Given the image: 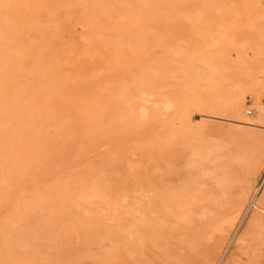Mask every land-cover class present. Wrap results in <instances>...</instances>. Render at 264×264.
Listing matches in <instances>:
<instances>
[{
	"label": "rangeland",
	"instance_id": "374dc122",
	"mask_svg": "<svg viewBox=\"0 0 264 264\" xmlns=\"http://www.w3.org/2000/svg\"><path fill=\"white\" fill-rule=\"evenodd\" d=\"M263 52L264 0H0V264H264Z\"/></svg>",
	"mask_w": 264,
	"mask_h": 264
},
{
	"label": "bare ground",
	"instance_id": "6f19581e",
	"mask_svg": "<svg viewBox=\"0 0 264 264\" xmlns=\"http://www.w3.org/2000/svg\"><path fill=\"white\" fill-rule=\"evenodd\" d=\"M24 5H25V3H23ZM26 20H28L29 21V19H27V18H25ZM24 19V20H25ZM15 22H17V21H15ZM19 22V21H18ZM17 22V23H18ZM24 24V23H23ZM25 24H26V21H25ZM28 24V23H27ZM30 24V23H29ZM65 28V27H64ZM261 43H263V42H261ZM258 44H260V42L258 43ZM261 45V44H260ZM263 45V44H262ZM258 47V46H257ZM248 49H251V47H249ZM262 49V48H261ZM256 50V49H255ZM38 52V51H37ZM250 52H252V53H254L253 52V50H250ZM257 52H260V51H256V53ZM261 53V52H260ZM259 54V53H258ZM262 54H264V52L262 53ZM262 54H260V55H262ZM261 57V56H260ZM262 59H263V57H261ZM262 67V66H261ZM213 70V69H212ZM262 74L264 75V70L262 71ZM251 78V77H250ZM250 78H249V80H250ZM256 79V78H255ZM247 80V79H246ZM251 80H252V78H251ZM246 83H247V81H245ZM245 83V84H246ZM248 87H250L251 89H261V90H264V81L263 80H261L260 78L259 79H256V81H252V82H250L249 81V83H248ZM234 91H235V89H234ZM263 92V91H262ZM230 93H232V92H230ZM259 93H261L260 91H259ZM264 93V92H263ZM262 93V94H263ZM230 95V94H229ZM231 96V99H232V95H230ZM234 97H233V99L232 100H230V98H229V100H230V106L228 105V107H229V110H230V113H229V115L230 116H232L233 118H231V119H233L232 121H234V122H236V124L237 123H239V124H241V125H244L245 127H247V128H260V127H264V104H261L260 102H259V100L257 101V102H255L253 105H252V107L255 109V112H256V116L254 117V118H252L251 117V115H250V117L251 118H247V119H244L243 118V116H244V114L242 115V105H243V99H245L244 97V90H242L241 88L240 89H238L237 90V93L235 94V95H233ZM7 100V99H6ZM3 101V100H2ZM4 102H6V101H4ZM4 102H2V104L4 103ZM47 102H49L48 100H47ZM8 103H10V102H8ZM8 103L6 104V105H8ZM44 103V102H43ZM35 104H37V103H34V106H35ZM46 104V103H45ZM45 104H44V106H45ZM227 104H229V103H227ZM38 105H40V104H37V106ZM48 105H49V103H48ZM33 106V107H34ZM37 106H35V107H37ZM29 107V110L31 111V108H30V106H28ZM32 107V106H31ZM40 107V106H39ZM4 108V107H3ZM2 108V109H3ZM67 108V106L64 108V112H65V109ZM2 109H1V111H2ZM27 109V108H26ZM33 109H35V108H32V110ZM48 109V108H47ZM244 109V108H243ZM23 110V109H22ZM228 110V111H229ZM1 111H0V113H1ZM3 112V111H2ZM25 112H28L29 113V111L27 110V111H24V114L26 115L27 113H25ZM33 112V111H32ZM36 112V111H35ZM35 112H34V114H35ZM37 113V112H36ZM2 114V113H1ZM1 114H0V116H1ZM40 114V113H39ZM66 114L68 115V112H66ZM57 115H59V114H57ZM66 115V116H67ZM26 116H28V114L26 115ZM32 115L30 114L29 115V119H30V117H31ZM36 116H38V115H36ZM60 116H62V114L60 115ZM93 116V115H92ZM253 116V115H252ZM40 116H38L37 118H39ZM204 117V116H203ZM28 118V117H27ZM32 118H33V116H32ZM34 118H36V117H34ZM64 117H62V119H63ZM90 118H93V117H90ZM2 119V118H1ZM0 119V120H1ZM58 119V118H57ZM95 120H96V118H94ZM93 119V120H94ZM3 120H4V118H3ZM33 120V119H32ZM31 120V121H32ZM56 120V119H55ZM64 120V119H63ZM94 120V121H95ZM6 121V120H5ZM99 120H96V122H98ZM1 122V121H0ZM3 122V121H2ZM35 122V121H34ZM59 123L61 122L60 120L58 121ZM63 122V121H62ZM65 122V121H64ZM28 123V122H27ZM33 123V122H32ZM37 123H38V121H37ZM37 123H35V124H37ZM58 123V124H59ZM101 123V122H100ZM100 123L98 122L97 124L98 125H100ZM2 124V123H1ZM9 124V123H8ZM8 124H6V125H8ZM29 124V123H28ZM66 124V123H65ZM65 124H64V126H65ZM2 125H5V124H2ZM30 125V124H29ZM32 125V124H31ZM93 125H95V124H93ZM92 125V126H93ZM98 125H96V126H98ZM10 126V125H9ZM8 126V127H9ZM38 126V125H37ZM101 126V125H100ZM6 127V126H5ZM13 127V126H12ZM59 127H62L61 125L59 126ZM99 127V126H98ZM97 127V128H98ZM64 128V127H63ZM96 128V127H95ZM101 128V127H100ZM99 128V129H100ZM2 129H4L3 127H2ZM6 129H8L7 127H6ZM94 129V128H93ZM98 129V130H99ZM9 130V129H8ZM21 130V129H20ZM7 131V130H6ZM11 131V130H10ZM16 131V130H15ZM14 131V132H15ZM22 131V130H21ZM244 132V131H243ZM248 132V131H247ZM245 133H246V131H245ZM5 134V133H4ZM7 134H8V131H7ZM6 134V135H7ZM10 134V133H9ZM9 134L7 135V137L9 136ZM15 134V133H14ZM6 135L4 136V137H6ZM19 134H17V136H18ZM24 135V134H23ZM246 135H248V134H246ZM20 136V135H19ZM1 138V139H5V138ZM13 138V137H12ZM15 138V137H14ZM18 138V137H17ZM17 138H15V139H17ZM22 138V137H21ZM19 139V138H18ZM9 141H11V136H10V140ZM9 141H8V143H9ZM13 141V140H12ZM35 141V140H34ZM6 142H7V139H6ZM30 143V142H29ZM34 143V142H33ZM37 143V142H36ZM24 144V143H23ZM38 144V143H37ZM37 144H35V146L34 147H36L37 146ZM40 144V143H39ZM38 144V145H39ZM29 145H32V142H31V144H29ZM26 146V145H25ZM33 147V148H34ZM40 147H41V145H40ZM25 148V147H24ZM36 150H40V148H37ZM255 154V153H254ZM258 156V155H257ZM253 157H255V156H253ZM259 157V156H258ZM264 159V158H263ZM260 161H259V159H254V158H250L249 160H247V162H246V164H245V166H244V170H243V172H240L239 174H238V177L236 178V179H234V181H233V188H234V194H233V196L236 198V200L238 201V206H237V210L235 211L236 212V220L239 218V216L241 215V213L243 212V210H244V208H245V205H246V202H249V200H250V198H251V195H252V192L253 191H255V189H256V184H257V180H258V176L260 175V173H261V171H262V166H261V164L262 163H259ZM228 176V175H227ZM226 176V179H228V177ZM222 178H224V177H222ZM218 179H221V178H218ZM231 180L233 179V178H230ZM229 179V180H230ZM228 180V181H229ZM225 182V181H224ZM232 182V181H231ZM229 183V184H232V183ZM218 183H222L223 184V182H218ZM216 185H217V183H216ZM219 185V184H218ZM217 185V186H218ZM219 186H221V185H219ZM218 186V187H219ZM223 186V185H222ZM225 187V186H224ZM227 187H225L224 189H226ZM218 189H220V188H218ZM222 190V189H221ZM263 199H264V197H263ZM262 199V200H263ZM260 201V204L258 205V204H256V202L258 201V200H256V202H254V204L255 205H257V206H259V207H264V202L263 201ZM72 202H73V199H72ZM248 205V204H247ZM256 206V207H257ZM263 216V215H262ZM264 217V216H263ZM250 222V221H249ZM255 222V221H254ZM248 224H250V223H248ZM260 224V223H259ZM252 226H254V224L252 225ZM262 229V228H261ZM221 257V256H220Z\"/></svg>",
	"mask_w": 264,
	"mask_h": 264
},
{
	"label": "built area",
	"instance_id": "2783aa9c",
	"mask_svg": "<svg viewBox=\"0 0 264 264\" xmlns=\"http://www.w3.org/2000/svg\"><path fill=\"white\" fill-rule=\"evenodd\" d=\"M247 114H248V115H252V114H253V110H251V109L248 110V111H247Z\"/></svg>",
	"mask_w": 264,
	"mask_h": 264
}]
</instances>
